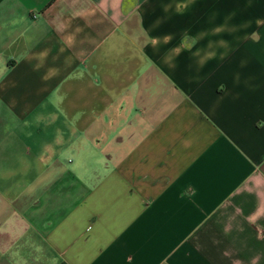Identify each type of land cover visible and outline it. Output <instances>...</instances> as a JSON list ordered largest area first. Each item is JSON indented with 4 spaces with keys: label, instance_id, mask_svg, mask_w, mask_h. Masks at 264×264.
I'll return each instance as SVG.
<instances>
[{
    "label": "crops",
    "instance_id": "0c3cea01",
    "mask_svg": "<svg viewBox=\"0 0 264 264\" xmlns=\"http://www.w3.org/2000/svg\"><path fill=\"white\" fill-rule=\"evenodd\" d=\"M0 264H264V0H0Z\"/></svg>",
    "mask_w": 264,
    "mask_h": 264
}]
</instances>
